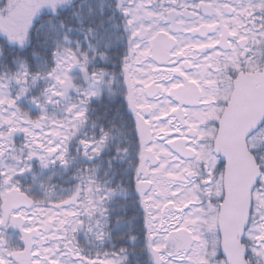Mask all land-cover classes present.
Masks as SVG:
<instances>
[{
	"label": "snow or ice",
	"instance_id": "obj_1",
	"mask_svg": "<svg viewBox=\"0 0 264 264\" xmlns=\"http://www.w3.org/2000/svg\"><path fill=\"white\" fill-rule=\"evenodd\" d=\"M0 264H264V0H0Z\"/></svg>",
	"mask_w": 264,
	"mask_h": 264
}]
</instances>
